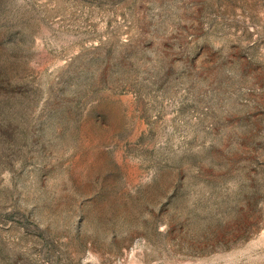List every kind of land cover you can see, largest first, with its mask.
Segmentation results:
<instances>
[{"label": "rangeland", "instance_id": "rangeland-1", "mask_svg": "<svg viewBox=\"0 0 264 264\" xmlns=\"http://www.w3.org/2000/svg\"><path fill=\"white\" fill-rule=\"evenodd\" d=\"M0 264H264V0H0Z\"/></svg>", "mask_w": 264, "mask_h": 264}]
</instances>
